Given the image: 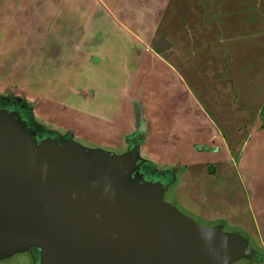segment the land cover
Instances as JSON below:
<instances>
[{
	"label": "crops",
	"instance_id": "0c3cea01",
	"mask_svg": "<svg viewBox=\"0 0 264 264\" xmlns=\"http://www.w3.org/2000/svg\"><path fill=\"white\" fill-rule=\"evenodd\" d=\"M234 2L233 22H184L174 34L177 7L170 8V20L162 24L168 9L163 0H0V95L25 96L43 123L68 130L83 146L120 154L130 146L127 136L138 132L140 118L147 131L139 142L157 132L151 117L165 100L155 98L158 94L171 101L169 132L189 137L187 105L173 106L184 96L177 95L174 60L184 55L181 69L190 76L195 48L202 46V76L214 72V78L231 80L228 91L234 101L230 112L210 107L208 118L221 139L207 133L206 144L226 150L230 159H244L240 185L251 215L233 219L264 247V0ZM163 27L171 29L170 37L159 32ZM160 37L170 42L172 61L163 56L168 49L155 50ZM226 160L212 164L227 165ZM158 164L175 179L172 161ZM199 164L194 157L190 172ZM206 172L210 180L221 178L209 163ZM208 188L221 190L217 184Z\"/></svg>",
	"mask_w": 264,
	"mask_h": 264
},
{
	"label": "water",
	"instance_id": "95a60500",
	"mask_svg": "<svg viewBox=\"0 0 264 264\" xmlns=\"http://www.w3.org/2000/svg\"><path fill=\"white\" fill-rule=\"evenodd\" d=\"M169 47L165 37L154 44L158 52ZM139 141L133 135L129 150L120 154L72 139L35 146L12 119L0 121V257L35 246L42 264H228L257 258L238 233L202 225L171 207L158 192L172 181L169 170L160 172L166 183L148 191L150 203L134 205L136 195L127 194L138 188L132 174Z\"/></svg>",
	"mask_w": 264,
	"mask_h": 264
},
{
	"label": "rangeland",
	"instance_id": "374dc122",
	"mask_svg": "<svg viewBox=\"0 0 264 264\" xmlns=\"http://www.w3.org/2000/svg\"><path fill=\"white\" fill-rule=\"evenodd\" d=\"M163 2L164 5L167 4L168 9L163 16L162 24L170 20V8L172 10V6L177 7L174 12L175 16H173L175 19L174 34L177 29L181 30V25L184 22L188 25L194 23L198 25H217L228 21L233 22L235 18L234 0H163ZM166 28L169 27H163L162 31L159 32L170 37L171 29L166 30ZM206 38L212 39L208 35ZM195 50L196 56L193 60L195 72L191 73L190 76L181 69V62L185 59L184 55H179L174 60V63H177H173L179 72L178 78L175 77L179 80V93L177 95L180 97L181 94L184 95L177 101V105L173 101V106L176 108L187 105L189 111V137H176L169 132L171 131L169 125L172 121L171 101L165 93L156 95L155 98L165 99L158 103L159 111L155 113L156 116L151 117V120L154 121L152 128L157 132L147 137L146 143L140 142L138 144V156L133 161L135 171L132 174V180L135 181L138 188L135 189L134 187L132 195L127 194V196L132 199L136 195V199L132 200V203L146 207L150 203L148 191L159 187L163 182L166 183V175L160 174V172L167 171L166 166L164 167L158 162L172 161L174 163L175 179L164 184V187L158 191L163 193L165 201L171 207L191 216L202 224L218 225L229 233H239L258 256L256 255L257 258L245 256L235 264H264V247L260 244L261 240L256 239L255 233L252 238L249 233L245 232V226L243 228L239 227L233 219L235 215L242 213H245L249 219L251 215L250 207L247 205L248 196L244 194V188L240 185V179L245 175L243 170L244 159L238 157L230 159L226 150H213L206 144L205 135L207 133L215 135L218 142H220L221 136L217 133L218 128L212 126L208 114H211L210 107L212 108L213 105L220 106V108L225 107L229 112L231 111L234 106L233 95L230 96L228 91L231 80L226 81L224 76L223 80L214 78V72L203 77L202 67L205 60L203 47L198 46ZM170 52L168 49L163 53V56L172 61ZM227 67L229 68L231 65H227ZM23 97L14 94L0 95V121L12 119L19 125L23 133L32 138L35 146H57L66 143L68 139L74 140L72 133H69L68 130H59V128L49 125V122L43 123L42 118H39L34 111V104L25 96ZM139 122V130L137 131L141 134L145 133L147 129L144 126V120L140 118ZM131 136L132 134L127 136L129 143ZM86 147L93 149L89 145ZM102 150L110 154L115 152L109 149ZM128 150L129 147L126 146L122 153ZM227 153L229 159L226 160ZM102 156L104 159L105 155L102 154ZM194 157H198L201 164L194 166L195 172H190V168L193 166L189 163ZM220 159L226 160L227 165L212 164V162H215L214 160ZM208 163L212 167V171H215V175L221 177L219 179L221 183L219 180L216 181L215 178L213 180L207 178ZM88 176L91 178L97 177L96 174L91 172ZM222 180H224V183ZM216 184L221 186V190L208 188ZM169 210L167 208V211ZM236 225L239 228H236ZM241 229H243L242 232ZM262 233L264 235V231ZM0 264H42L40 250L35 246L15 250L10 254L1 256Z\"/></svg>",
	"mask_w": 264,
	"mask_h": 264
},
{
	"label": "trees",
	"instance_id": "16d2710c",
	"mask_svg": "<svg viewBox=\"0 0 264 264\" xmlns=\"http://www.w3.org/2000/svg\"><path fill=\"white\" fill-rule=\"evenodd\" d=\"M142 123V122H141ZM139 130V129H138ZM140 135V136H138ZM143 135V133L141 134L140 132H137L134 134L135 137H137L138 139L140 138V141L143 139V137H141ZM132 137V136H131ZM140 143V142H139Z\"/></svg>",
	"mask_w": 264,
	"mask_h": 264
}]
</instances>
